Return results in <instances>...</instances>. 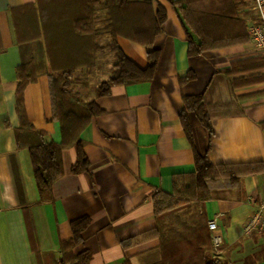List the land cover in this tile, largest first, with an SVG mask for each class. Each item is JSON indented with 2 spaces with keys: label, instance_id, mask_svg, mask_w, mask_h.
Returning <instances> with one entry per match:
<instances>
[{
  "label": "crops",
  "instance_id": "obj_1",
  "mask_svg": "<svg viewBox=\"0 0 264 264\" xmlns=\"http://www.w3.org/2000/svg\"><path fill=\"white\" fill-rule=\"evenodd\" d=\"M34 1L0 0V264H59L60 240L72 235L70 221L82 214L90 216L91 224L79 249L91 250V264L158 263L162 249L155 233L153 194L174 191V175L195 170L194 148L179 113L183 94L201 92L209 105L229 103L234 104V110L211 117V137L191 113L196 150L214 164L241 163L239 168L244 170L235 185L226 178L210 181L209 198L166 211L165 222L177 229L179 222L194 225L205 214L207 225L209 220H217L215 233L222 237V244L215 249L213 231L208 227L213 256L223 264H264V225L243 232L264 196L263 165L253 171L246 167L251 162L264 164V52L255 50L250 34L244 43L190 56L178 11L169 0H158L166 8L167 18L152 46L160 52L154 76L112 85L108 95L97 97L103 112L82 132L89 170L72 173L77 150L64 149V174L53 185L54 199L36 203L39 192L29 152L17 147L14 133L19 125L15 108L18 64L35 62L36 79L24 90L30 121L50 139L60 141L62 135L52 110L44 40L18 41L12 19L11 8ZM219 6L234 17L219 26L211 22L206 30L217 27L213 34L226 36L236 19L247 24L254 17L250 0H207L187 4L181 12L192 30L201 34L203 24H209L205 17L210 15L205 11ZM108 40V35L98 38L102 45ZM118 44L140 67L148 65L150 47L124 36L118 37ZM97 56L101 70L97 73L95 67L87 68L83 76L88 84L96 81L93 89L86 94L74 87L87 99L94 97L113 63L109 51L100 50ZM189 70L196 78L181 84L179 78ZM99 71L107 73L106 77L97 79L95 73L103 75Z\"/></svg>",
  "mask_w": 264,
  "mask_h": 264
},
{
  "label": "trees",
  "instance_id": "obj_2",
  "mask_svg": "<svg viewBox=\"0 0 264 264\" xmlns=\"http://www.w3.org/2000/svg\"><path fill=\"white\" fill-rule=\"evenodd\" d=\"M178 11L179 18L189 39L188 54L199 55L208 49L244 43L249 39L248 27L242 19L226 36L213 34L217 27L211 22L223 25L224 20L232 19L233 13L223 6L209 8L207 26L196 34L188 25L181 8L207 0H169ZM157 2V6H155ZM12 19L18 41L26 42L43 38L49 61L50 93L54 118L60 123L61 140L47 137L45 130L36 128L30 121L24 102V90L28 83L36 79L34 60L18 64V83L15 92V108L19 125L14 129L17 147L29 152L31 171L39 192L36 203L52 201L53 185L64 174L62 153L64 149L76 147V160L71 167L74 174L89 170L90 161L85 151L82 132L93 117L103 112L97 97L108 95L112 85L130 84L150 80L155 74L160 52L153 48L156 36L163 30L167 18L166 8L158 0H37L24 6L13 7ZM214 11V12H212ZM211 19H208L210 18ZM237 29V30H236ZM102 35L109 40L104 45L98 42ZM150 47L148 65L140 67L118 44V37ZM212 37V38H211ZM100 50H108L114 61L108 68L107 77L95 89L92 98H84L74 89L79 82L74 76L79 67H93L98 63ZM196 78L193 70L181 76L185 84ZM234 104L219 103L209 105L204 92L183 94L179 113L184 131L194 148L195 170L190 173L175 174L174 191L159 190L153 194L154 212L157 218L156 236L160 238L162 258L156 264H223L209 250L212 241L208 231L207 216L201 214L198 223L188 225L179 222L172 229L165 222L164 213L191 200L210 197L209 182L226 178L235 185L242 174L241 163H212L206 154L195 148L191 113H195L202 125L213 135L211 117L232 113ZM247 163L249 171L264 164ZM91 224L89 215L82 214L70 221L72 235L60 240L59 264H91L92 253L88 248L79 249L84 243V234Z\"/></svg>",
  "mask_w": 264,
  "mask_h": 264
},
{
  "label": "built area",
  "instance_id": "obj_3",
  "mask_svg": "<svg viewBox=\"0 0 264 264\" xmlns=\"http://www.w3.org/2000/svg\"><path fill=\"white\" fill-rule=\"evenodd\" d=\"M251 9L254 17L247 22L248 32L251 41L254 44L255 50L264 52V0H250ZM264 225V196L261 199L258 208L248 218L243 227L244 233H251L254 230ZM208 227L212 230L213 247L218 248L222 244L221 235L215 233L218 230L216 219H211L208 222Z\"/></svg>",
  "mask_w": 264,
  "mask_h": 264
},
{
  "label": "rangeland",
  "instance_id": "obj_4",
  "mask_svg": "<svg viewBox=\"0 0 264 264\" xmlns=\"http://www.w3.org/2000/svg\"><path fill=\"white\" fill-rule=\"evenodd\" d=\"M106 51H108V50H106ZM97 59H98V56H97ZM113 61H114V57H113ZM112 61V62H113ZM111 66V65H110ZM93 67H95V72H97L98 73V68L100 67V64H99V62L95 65V66H93ZM93 67H90V68H93ZM80 68V67H79ZM78 68V69H79ZM77 69V70H78ZM85 69H87V67H81V69H79L78 70V72H77V70L75 71V74H74V76L76 77V79L78 80V81H80V79H79V77H81V80H82V83L81 84H76L74 87L75 88H81L82 89V91L83 92H85L86 94H88L89 92H90V89L92 88L93 89V85H94V83H96V81H91L89 84H88V82H86V81H83L86 77H83L84 76V74H85V72L87 71H85ZM100 69V68H99ZM82 70V71H81ZM101 70V69H100ZM99 72H102V71H99ZM97 73H95L96 74V77H97V79H101V78H105L106 77V75H107V73H105V72H102L103 73V75L102 74H97ZM105 73V74H104ZM91 76H92V74H91ZM104 76V77H103ZM104 80V79H103ZM79 85V86H78Z\"/></svg>",
  "mask_w": 264,
  "mask_h": 264
}]
</instances>
